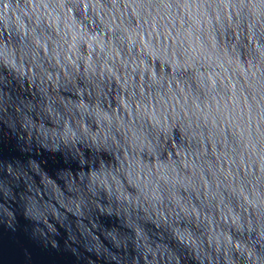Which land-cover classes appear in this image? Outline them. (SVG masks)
Listing matches in <instances>:
<instances>
[{
    "label": "clouds",
    "instance_id": "9594fccd",
    "mask_svg": "<svg viewBox=\"0 0 264 264\" xmlns=\"http://www.w3.org/2000/svg\"><path fill=\"white\" fill-rule=\"evenodd\" d=\"M0 264H264V0H0Z\"/></svg>",
    "mask_w": 264,
    "mask_h": 264
}]
</instances>
